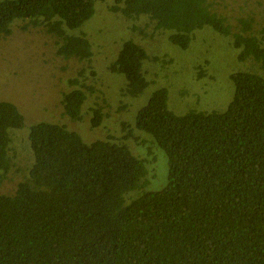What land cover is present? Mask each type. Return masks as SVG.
Masks as SVG:
<instances>
[{"label": "trees", "instance_id": "1", "mask_svg": "<svg viewBox=\"0 0 264 264\" xmlns=\"http://www.w3.org/2000/svg\"><path fill=\"white\" fill-rule=\"evenodd\" d=\"M97 1L0 0V39L21 19V28L32 24L51 36L56 55L81 63L64 80L71 88L60 103L74 120L89 111L92 126L105 112L93 96L100 90L86 82L88 68L97 74L91 41L70 30L92 17ZM216 6L214 0L109 6L128 18L144 15L180 46L211 25L240 49V60L259 65L232 74L234 95L224 111L176 114L165 87L138 110L135 129L147 136L141 146L155 142L168 159L160 189L147 188L148 159L125 144L135 140L125 123L124 140L109 134L87 143L63 124L35 122L27 130L30 161L20 166L11 130L21 129L25 116L0 98V183L19 177L13 192L0 193V264H264V24L258 30L246 18L226 24ZM147 57L140 43L125 40L108 66L125 77L130 96L148 84Z\"/></svg>", "mask_w": 264, "mask_h": 264}, {"label": "rangeland", "instance_id": "2", "mask_svg": "<svg viewBox=\"0 0 264 264\" xmlns=\"http://www.w3.org/2000/svg\"><path fill=\"white\" fill-rule=\"evenodd\" d=\"M214 1L225 16L226 24H238L241 18L252 21L254 30L264 24V0ZM114 3L115 0H98L92 17L81 27L70 30L73 34L85 32L91 41L97 74L91 75L88 68L86 82L100 90L93 93L105 112L100 125L90 124L89 111L83 113L81 120L63 115L60 100L63 92L71 88L64 80L74 77L81 63L56 55L51 36L32 24L21 28L24 23L21 19L14 20L11 34L0 39V98L12 101L25 116L23 127L11 130L14 158L20 166L30 161L27 130L35 122L63 124L79 133L87 143L106 139L109 134L116 140H124L125 123V128L133 129L135 136V140L127 139L125 144L133 154L147 157L146 186L149 190H157L167 179V156L155 142L150 149L147 144L142 147L147 136L144 138L135 129L136 114L151 94L157 88H167L169 107L179 115L191 110L224 111L234 95L232 74L244 69L257 71L259 65L251 57L240 60V49L211 25L196 29L191 41L180 46L169 41V31L159 30L154 22L142 19L144 15L128 18L111 11L109 6ZM125 40L140 43L148 54L143 61L148 84L137 96L125 92L127 80L122 74L108 70ZM7 176L12 175L8 173ZM11 178L0 183V193L14 191L19 177Z\"/></svg>", "mask_w": 264, "mask_h": 264}]
</instances>
